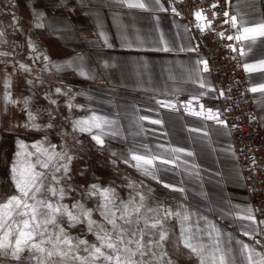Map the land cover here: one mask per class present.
<instances>
[{"label": "rangeland", "instance_id": "obj_1", "mask_svg": "<svg viewBox=\"0 0 264 264\" xmlns=\"http://www.w3.org/2000/svg\"><path fill=\"white\" fill-rule=\"evenodd\" d=\"M70 11V0H0V30L3 31L6 41L0 42V51L11 53L7 56L0 55V200L6 198V195L15 194L16 191L10 178V165L18 150L17 140L24 142L25 149L21 151L34 152L33 142L46 138L45 147L49 143L54 144L56 150L60 151L63 142L68 152L73 155L68 176L61 181L68 192L63 201L66 204L70 205L73 200H80L86 207L94 208L98 198L85 197L83 192L89 184L97 183L115 189L117 205L120 200L128 201L130 197L139 202L137 193H143L145 208L141 209L140 214L149 219L167 209L181 213L187 211L189 220L186 224L191 225L193 233L199 228L198 235L205 241L207 236L204 233L209 230L210 225H214L225 243L229 239L232 244L236 241L257 243V240L264 243L261 239H250L231 230L225 222L227 217L215 214L213 200L208 198L192 200L190 194L193 186L182 182L181 163L176 166L175 163L167 164L154 160L150 166L153 175H147L142 169L134 166L136 162L131 159V154L135 152L133 143L140 136H135L133 129L137 128L139 131L144 129V133L145 129H148L149 134H152L157 128L154 122L156 120L143 103V99L146 98L141 95L104 89L102 83L97 80L92 82L94 83L92 86H96L92 88L87 79L81 76L79 69L84 62L80 56L70 55L72 51L70 43L61 40L60 29L57 33L59 39L56 36V21L60 22L62 19L70 26ZM37 16H40L39 22L42 26H37ZM29 37L35 45V52L40 53L39 58L28 48ZM45 55L49 57L48 70L44 67ZM66 61L71 62L70 65L65 64ZM20 63L28 65L31 71L21 69ZM55 63L62 65L60 70L52 67ZM28 80H32L33 83L28 84ZM56 87H60L62 92L55 93ZM5 92L10 93L11 99L17 103L6 102ZM46 93L50 99L56 101L55 104H51L50 99L45 97ZM24 97H29L28 110L36 115V122L41 125L51 122L53 125L51 128L33 129L24 126L27 121ZM187 101L180 100L179 108L183 114L192 115L186 111ZM69 103L72 105L71 108L68 107ZM201 104L210 103L200 101ZM120 109L123 111L120 112ZM93 112L107 117L111 122L105 125L103 133L95 128L92 133L73 130L74 120L89 117ZM144 117L147 119H143ZM198 118L216 123L205 117ZM93 134L101 135L104 140L102 146L92 140ZM144 146L153 150H139L135 153L161 155L165 159L174 160V152L165 151L160 145ZM28 159L34 161L35 157ZM125 160L128 162L125 163ZM44 171L48 173L50 170ZM50 180L51 176L48 175L45 185ZM129 181L132 182V187H129ZM68 185H71V188H68ZM166 185L175 187L170 188ZM181 188L184 189L183 192L179 191ZM43 195L50 194L44 192ZM160 205L163 208H159ZM148 208L156 209V212H148ZM93 219L102 220L98 211L93 212ZM140 226L143 227V221ZM164 229L169 234L165 250L172 258L173 264H197L196 257L190 255L179 242L180 220L175 215L165 218ZM68 232L71 236H80L89 243L95 242V236L89 233L84 225H74ZM23 255L27 256V251ZM0 259L4 260V264H11L6 258ZM21 264L29 262L22 260Z\"/></svg>", "mask_w": 264, "mask_h": 264}, {"label": "crops", "instance_id": "obj_2", "mask_svg": "<svg viewBox=\"0 0 264 264\" xmlns=\"http://www.w3.org/2000/svg\"><path fill=\"white\" fill-rule=\"evenodd\" d=\"M143 2L148 7H128L121 0H70V26L57 20L56 36L59 39L60 29L61 40L70 43V55L80 56L86 73L81 76L90 87H96L92 82L97 80L104 89L146 98L143 103L161 123H156L152 134L148 129L146 133L144 129H133L135 136H140L133 143L135 152L153 150L144 145H160L168 152L186 149L174 153L173 159L183 168L182 182L193 186L190 198L213 200L215 214L227 217L225 222L231 230L242 234L256 231L253 237L245 236L264 242V217L254 213L228 127L183 114L179 108V101L191 96L198 97L192 102L219 105L213 97L211 73L202 64L199 72H192L201 56L193 51L185 18L168 7L169 0H159V5L155 0ZM227 5L231 15L243 17L249 25L264 22V0H227ZM173 7L185 13L183 3L176 1ZM230 28L235 34L231 23ZM241 43L246 49L243 66H250L244 70L251 89L256 88L252 94L264 128V89L259 87L264 85V65L259 63L264 60V37L255 36ZM201 79L204 87L198 82ZM165 102L174 106L166 107ZM249 209L255 221L244 218ZM247 244L264 253V243ZM232 246L238 247L236 243Z\"/></svg>", "mask_w": 264, "mask_h": 264}, {"label": "snow or ice", "instance_id": "obj_3", "mask_svg": "<svg viewBox=\"0 0 264 264\" xmlns=\"http://www.w3.org/2000/svg\"><path fill=\"white\" fill-rule=\"evenodd\" d=\"M121 3L128 7H148L143 0H121ZM155 3L159 5V0H155ZM160 8L163 10L162 6ZM172 11L179 15L175 7L172 8ZM42 15L41 13L40 16ZM215 15L216 13L213 12V16ZM223 15L229 17L224 22H230L231 26L236 29L235 35L228 37L229 40L242 41L255 36L264 37V22L249 25L243 17L238 19L237 15L229 16L227 11ZM40 16L36 17L37 26H42L39 22ZM195 16L197 21H200L201 11H196ZM210 24L211 21H207V24L198 23L197 27L203 30ZM219 35L223 37L224 33L221 32ZM0 42L6 43L2 30H0ZM227 47L235 51L232 44H228ZM28 48L35 52V45L30 37ZM245 52L246 49L241 47L240 54L243 55ZM0 55L7 56L11 53L0 51ZM35 55L39 58L40 53L35 52ZM43 61L45 70H48L49 57L43 56ZM70 63L65 62L68 65ZM259 63L264 65V60ZM196 64L197 66L192 69L193 73L200 71V64L204 66L205 71L208 69L206 60L200 59ZM19 67L25 71H31L29 66L23 63H20ZM52 67L60 70L62 65L55 63ZM244 67L250 69L248 64H245ZM79 71L81 75H86L82 68ZM27 82L28 84L33 83L32 80ZM198 82L201 87H204L202 79ZM5 86H8L7 80ZM259 87L264 89V85ZM252 91H256V88H253ZM61 92L60 87L55 88V93ZM203 94V92L200 93V95ZM220 95H224L222 90ZM45 97L50 99L47 93ZM4 99L6 102L17 103L16 100L11 99V94L8 92H5ZM196 99H198L196 96L189 98L186 102V111L197 117L215 120L218 125L227 127V122L220 118L219 110L205 109L203 105H200V109L197 111L192 105V101ZM28 103L29 97H24L23 104L27 114L24 126L33 129L51 128L53 126L51 122L44 125L36 122V115L28 110ZM50 103L55 104L56 101L50 99ZM164 106L173 107L174 105L165 102ZM68 107L71 108L72 105L69 103ZM77 107L80 106L77 105ZM227 110L225 109V111ZM49 115L51 120V113ZM143 119H147V117ZM154 122L161 123L158 120ZM109 123L111 122L107 117L93 112L89 117L74 120L72 128L74 131L89 133H92L95 128L103 133L105 125ZM92 140L97 145L104 144V140L99 134H93ZM45 142L46 138L33 142L35 151L28 152L21 151L25 149L24 142L17 140L18 150L10 165V178L16 191L15 194L6 195V198L0 200V258H6L11 264H21L22 260L28 261L29 264H173L172 258L165 250V242L169 234L164 229V219L175 215L181 222L179 242L189 251L190 255L196 257L197 264H264V253L258 252L243 241H236L238 247L232 246L231 239L225 243L214 225H210L209 230L204 233L207 240L201 239L198 235L200 229L197 228L196 233H193L191 225L186 224L189 220L187 211L181 213L167 209L152 219L142 216L141 209L145 208L143 193H137L139 202L130 197L128 201L120 200L117 205L114 188L92 183L87 186L83 195L98 198V203L94 208L86 207L80 200H73L70 205L64 203L68 192L61 181L68 176L69 164L73 155L68 152L63 142L60 151L56 150L54 144L49 143L45 147ZM172 151L183 153L186 149L173 148ZM30 157H35V160L28 159ZM131 159L136 162L134 166L142 169L147 175H153L150 166L153 165L154 160H160L167 164L175 163L174 160L165 159L161 155H140L135 152L131 154ZM127 162L125 160V163ZM44 170L50 171L46 173ZM57 173H61V175H57ZM48 175L51 176V180L45 185ZM166 186L175 187L174 185ZM67 187L71 188V185ZM129 187H132L131 181H129ZM179 191L183 192L184 189L181 188ZM44 192L50 195L44 196ZM158 207L163 208L162 205ZM94 211L99 212L102 220L93 219ZM147 211L156 212V209L148 208ZM244 218L255 221L251 209L248 210V214ZM201 219L206 220L204 217ZM141 221H143V227L140 226ZM74 225L86 226L87 231L95 236V242L89 243L80 236H71L68 229ZM256 234V231L244 232V235L249 237ZM146 236L148 239H145ZM260 242L257 240V243ZM25 251H27V256L23 255ZM0 264H4L3 259H0Z\"/></svg>", "mask_w": 264, "mask_h": 264}, {"label": "built area", "instance_id": "obj_4", "mask_svg": "<svg viewBox=\"0 0 264 264\" xmlns=\"http://www.w3.org/2000/svg\"><path fill=\"white\" fill-rule=\"evenodd\" d=\"M176 1L183 3L185 8V13L179 15L185 18L188 25L193 51L207 61L206 71L214 79L213 97L219 105H201L205 109L219 110L220 118L227 122L254 213L257 217H264V128L258 119L252 89L244 70L240 54L242 43L228 39L235 34L231 31L230 22H224L229 19L223 15L224 12L231 16L227 0H169L168 7L172 9ZM196 11L202 13L200 21H197ZM207 21L211 24L203 30L197 27L198 23L207 24ZM221 32L223 37L219 35ZM228 44H232L235 51L227 47ZM221 90L223 96L220 95ZM192 105L197 111L200 109V102H192Z\"/></svg>", "mask_w": 264, "mask_h": 264}]
</instances>
